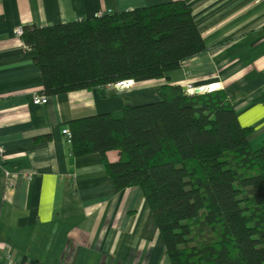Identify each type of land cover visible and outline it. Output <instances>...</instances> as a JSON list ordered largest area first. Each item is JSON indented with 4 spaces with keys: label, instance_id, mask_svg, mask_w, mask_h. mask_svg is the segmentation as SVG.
I'll return each instance as SVG.
<instances>
[{
    "label": "trees",
    "instance_id": "1",
    "mask_svg": "<svg viewBox=\"0 0 264 264\" xmlns=\"http://www.w3.org/2000/svg\"><path fill=\"white\" fill-rule=\"evenodd\" d=\"M22 29L45 95L167 78L206 49L184 0ZM157 95L70 120L72 154L99 153L115 189H141L170 264H264V143L222 90Z\"/></svg>",
    "mask_w": 264,
    "mask_h": 264
},
{
    "label": "crops",
    "instance_id": "2",
    "mask_svg": "<svg viewBox=\"0 0 264 264\" xmlns=\"http://www.w3.org/2000/svg\"><path fill=\"white\" fill-rule=\"evenodd\" d=\"M168 1L0 0V146L12 177L9 185L0 176V264H170L141 189H115L99 153L72 154L62 133L72 119L118 112L126 98L132 105L155 101L167 82L218 85L241 125L253 128L251 142L264 143V0H184L206 49L167 78L33 103L42 76L17 27ZM117 157L107 152L110 161Z\"/></svg>",
    "mask_w": 264,
    "mask_h": 264
},
{
    "label": "built area",
    "instance_id": "3",
    "mask_svg": "<svg viewBox=\"0 0 264 264\" xmlns=\"http://www.w3.org/2000/svg\"><path fill=\"white\" fill-rule=\"evenodd\" d=\"M105 12L110 13L111 10L109 9ZM100 14H102V13H100ZM100 14H98V15H100ZM15 33L17 35H21L23 33L22 27H17L15 29ZM131 82H132V80H122V81H119V82L114 83V84H107L104 86V88L105 87L106 88H115V89L121 90L125 87L130 86L132 84ZM211 86L213 87V85H208L206 87L205 86L199 87L201 89V93L215 91L216 89H212ZM195 88L196 87H192V85H187L184 89H185V92L187 94L192 95L195 93ZM47 100H48V97L45 94H35L33 96V103H35V104H44L47 102ZM62 133L65 136L66 142L70 144L71 139H72V133H71L70 129L68 127L63 128ZM4 158H5V151H4L3 147L0 146V176H3L6 179L7 183L10 185L12 183L11 172L7 168L4 167V164H3ZM13 264H29V263L28 262H22V263H13Z\"/></svg>",
    "mask_w": 264,
    "mask_h": 264
},
{
    "label": "water",
    "instance_id": "4",
    "mask_svg": "<svg viewBox=\"0 0 264 264\" xmlns=\"http://www.w3.org/2000/svg\"><path fill=\"white\" fill-rule=\"evenodd\" d=\"M195 93H201V89L199 87H196L195 88ZM111 94H113V93H111Z\"/></svg>",
    "mask_w": 264,
    "mask_h": 264
},
{
    "label": "rangeland",
    "instance_id": "5",
    "mask_svg": "<svg viewBox=\"0 0 264 264\" xmlns=\"http://www.w3.org/2000/svg\"><path fill=\"white\" fill-rule=\"evenodd\" d=\"M251 147H252V148H257L258 146H257L255 143H252V142H251Z\"/></svg>",
    "mask_w": 264,
    "mask_h": 264
},
{
    "label": "bare ground",
    "instance_id": "6",
    "mask_svg": "<svg viewBox=\"0 0 264 264\" xmlns=\"http://www.w3.org/2000/svg\"><path fill=\"white\" fill-rule=\"evenodd\" d=\"M131 83H133V81ZM218 87H219L218 85H213L212 89H217Z\"/></svg>",
    "mask_w": 264,
    "mask_h": 264
}]
</instances>
